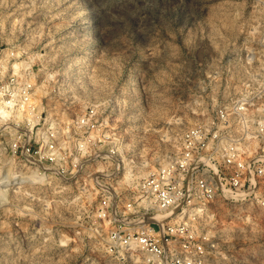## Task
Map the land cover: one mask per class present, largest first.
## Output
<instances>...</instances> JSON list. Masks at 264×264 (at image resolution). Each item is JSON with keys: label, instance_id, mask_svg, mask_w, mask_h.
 Returning a JSON list of instances; mask_svg holds the SVG:
<instances>
[{"label": "clouds", "instance_id": "clouds-1", "mask_svg": "<svg viewBox=\"0 0 264 264\" xmlns=\"http://www.w3.org/2000/svg\"><path fill=\"white\" fill-rule=\"evenodd\" d=\"M0 264H264V0H0Z\"/></svg>", "mask_w": 264, "mask_h": 264}]
</instances>
